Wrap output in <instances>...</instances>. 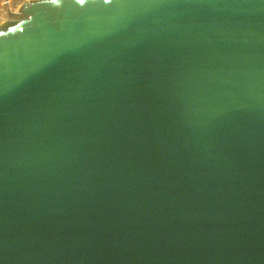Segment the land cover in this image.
Listing matches in <instances>:
<instances>
[{
	"label": "water",
	"instance_id": "95a60500",
	"mask_svg": "<svg viewBox=\"0 0 264 264\" xmlns=\"http://www.w3.org/2000/svg\"><path fill=\"white\" fill-rule=\"evenodd\" d=\"M0 264H264V0L9 12Z\"/></svg>",
	"mask_w": 264,
	"mask_h": 264
},
{
	"label": "built area",
	"instance_id": "2783aa9c",
	"mask_svg": "<svg viewBox=\"0 0 264 264\" xmlns=\"http://www.w3.org/2000/svg\"><path fill=\"white\" fill-rule=\"evenodd\" d=\"M24 1L30 0H0V26L9 19V12L16 13Z\"/></svg>",
	"mask_w": 264,
	"mask_h": 264
},
{
	"label": "clouds",
	"instance_id": "9594fccd",
	"mask_svg": "<svg viewBox=\"0 0 264 264\" xmlns=\"http://www.w3.org/2000/svg\"><path fill=\"white\" fill-rule=\"evenodd\" d=\"M79 2L82 4V3H84V0H79Z\"/></svg>",
	"mask_w": 264,
	"mask_h": 264
}]
</instances>
